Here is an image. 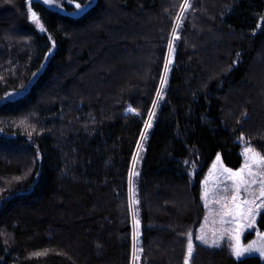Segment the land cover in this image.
Returning <instances> with one entry per match:
<instances>
[{
  "label": "trees",
  "instance_id": "1",
  "mask_svg": "<svg viewBox=\"0 0 264 264\" xmlns=\"http://www.w3.org/2000/svg\"><path fill=\"white\" fill-rule=\"evenodd\" d=\"M58 1L0 0V264L133 263L150 113L135 264H184L217 155L264 154V0ZM189 259L264 264L198 243Z\"/></svg>",
  "mask_w": 264,
  "mask_h": 264
},
{
  "label": "snow or ice",
  "instance_id": "2",
  "mask_svg": "<svg viewBox=\"0 0 264 264\" xmlns=\"http://www.w3.org/2000/svg\"><path fill=\"white\" fill-rule=\"evenodd\" d=\"M43 3L49 7L56 6L61 7L58 0H43ZM69 6L74 7V13L83 11L84 7L88 6V3L75 2V0H66ZM30 4V0H29ZM83 4V7H82ZM190 7L188 0H184L181 5L183 10ZM29 18L44 31L43 25L40 23V19L37 13L32 11L31 6L28 8ZM177 19H182V15ZM173 39H179L176 35V28H173ZM174 52L173 42H168V58L165 61L164 71L165 76L161 78V90L166 84V74L169 70V64L171 63V57ZM24 87L23 85L21 86ZM157 91V97L160 96V91ZM156 106V101H153V107ZM128 111L135 113L136 110L129 108ZM138 114V113H137ZM152 113L149 114V120L146 122L145 127H151ZM31 135V133H29ZM142 133V137H143ZM243 139V137H241ZM244 157V162L238 170L227 168L221 162L219 155L216 157V162L212 165V170L208 174V178L203 181V191L201 193V199L204 201L205 208L208 207L209 201L214 205H219L218 211L215 215L218 216L219 229H214L212 232L211 240H209L207 233L202 227L200 234L195 236L196 240H199L205 245L210 247H220L221 241L227 237L229 250L232 256L237 261H242L245 256H251L256 253L264 260V232L257 228V218L264 212V155L255 151L250 145L245 144L244 150L241 153ZM137 160L136 156H133L134 164ZM187 163V162H186ZM133 175H138L130 170L129 183L130 193L132 192L131 180ZM211 180V186L209 181ZM138 203L132 196H130L129 208L133 209V205ZM207 220V217L205 218ZM133 228L139 229V220L135 218V211L133 210ZM246 230H254L256 239L246 245L242 243V237ZM136 233L134 232L133 239L135 240ZM193 233H187V256L185 257L184 264H188L189 257L193 253ZM133 264L138 259V253L135 244L133 245Z\"/></svg>",
  "mask_w": 264,
  "mask_h": 264
},
{
  "label": "rangeland",
  "instance_id": "3",
  "mask_svg": "<svg viewBox=\"0 0 264 264\" xmlns=\"http://www.w3.org/2000/svg\"><path fill=\"white\" fill-rule=\"evenodd\" d=\"M35 1H39V2L43 3V0H35ZM58 2H59V1H58ZM59 3H60V2H59ZM43 4H44V3H43ZM60 5H61V7L51 6L50 8L53 9V10L63 11V10H64V7L62 6L61 3H60ZM48 7H49V6H48ZM28 8H29V6H28ZM29 19H30V18H29ZM30 21L33 22L31 19H30ZM33 23H34V22H33ZM34 24H35V23H34ZM35 25H36V24H35ZM36 26H37V25H36ZM37 27H38V26H37ZM38 28H39V27H38ZM172 42H173V48H174V39H173V36H172ZM173 57H174V52H173L172 57H171V63L169 64V70H168V72H167V74H166V82H167V79H168V74H169V72H170V66H171V64H172V62H173ZM167 58H168V57H167ZM163 76H165V71H164V75H163ZM165 86H166V84H165L163 87H165ZM162 89H163V88H162ZM19 94H21V92H19V93H17V94H14V95H11L10 97L14 98V97L18 96ZM148 120H149V119H148ZM148 120H147V122H148ZM146 132H147V128H145L144 135H143V137L141 138V140H140V142H139V145H138V148H137V150H136V154H135V156L137 157V160H136L135 164H134V161H133V163H132V169H131V171H133V172H135V173H139L140 160H141L142 151H143V149H144L143 144H144V142H145ZM246 143H247L248 145H250V144H249L248 142H246V141H244V142L242 141V142H241V144H242V150H241V153L243 152ZM250 146H251V145H250ZM251 147H252L253 149H255V151L261 153V152H260L259 150H257L254 146H251ZM261 154H262V153H261ZM262 155H264V154H262ZM215 162H216V160L214 161V163H215ZM221 162H222V161H221ZM243 162H244V157H243ZM214 163H213V164H214ZM213 164H212V165H213ZM212 165H211V167H210L208 173L206 174L204 180H205L206 178H208V174H209V172L212 170ZM223 165H224V164H223ZM237 170H238V169H237ZM234 171H235V170H234ZM137 176H138V175H133V176H132V180H131L132 192L130 193V195L134 198V200H135V190H134V187H133L132 181H134L135 178H136ZM204 180H203V181H204ZM203 181H202V184H201L202 191H203ZM209 186H211V180L209 181ZM201 193H202V192H201ZM201 200H202V199H201ZM202 203H203V205H204V201H203V200H202ZM204 208H205V206H204ZM218 209H219V205H214V204L211 202V200H210V201H209V205H208V207L205 208V215H204V218H203V221H202L200 227H198V229H196V231H195V230L193 231V232L195 233V236L198 235V234H200V230H201V228L203 227L204 230H205V232H206L207 235H208L209 240H211L213 230H214V229H217V230H218L219 227H220L219 222H218V219H219V218H218L217 215H215V213L218 211ZM133 210L135 211V204L133 205V209H132V221H133ZM263 216H264V212H262L261 215L258 216V218H257V225H256L257 228H259V230L262 231V232H264V222H263V223L261 222V219H262ZM206 217H207V220L205 219ZM135 218H136L137 220H139V218H138L136 212H135ZM134 232L136 233L135 240H134V244H135V246H136L137 253H138V251H139V246H140V234H141V225H140V221H139V229L136 230V229L133 228V235H134ZM193 232H192V233H193ZM195 236H194V238H193V245H194V243H198V244H201V245H203V246H205V247H207V248L213 249V250H215V249H220V248H222V247H224V246H228L227 237H225V239H224L223 241H221L220 247H210L209 245H205V244L201 243L199 240H196V239H195ZM253 239H256L255 231H254V230H246L245 233H244V236L242 237V243L246 245L247 243L251 242ZM192 255H193V253H192ZM192 255H191V256H192ZM251 256L259 257V255L256 254V253L252 254ZM251 256H245V257L242 258V259H245V258H248V257H251ZM189 258H190V257H189ZM189 260H190V259H189ZM263 261H264V260H263ZM135 263H136V261H135ZM132 264H133V263H132ZM188 264H189V262H188Z\"/></svg>",
  "mask_w": 264,
  "mask_h": 264
},
{
  "label": "water",
  "instance_id": "4",
  "mask_svg": "<svg viewBox=\"0 0 264 264\" xmlns=\"http://www.w3.org/2000/svg\"><path fill=\"white\" fill-rule=\"evenodd\" d=\"M194 236H195V233L193 232V238H194Z\"/></svg>",
  "mask_w": 264,
  "mask_h": 264
}]
</instances>
